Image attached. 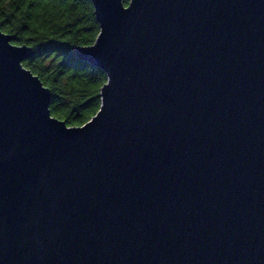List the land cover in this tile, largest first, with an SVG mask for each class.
<instances>
[{
  "label": "water",
  "instance_id": "95a60500",
  "mask_svg": "<svg viewBox=\"0 0 264 264\" xmlns=\"http://www.w3.org/2000/svg\"><path fill=\"white\" fill-rule=\"evenodd\" d=\"M92 2L80 126L0 28V264H264V0Z\"/></svg>",
  "mask_w": 264,
  "mask_h": 264
},
{
  "label": "trees",
  "instance_id": "16d2710c",
  "mask_svg": "<svg viewBox=\"0 0 264 264\" xmlns=\"http://www.w3.org/2000/svg\"><path fill=\"white\" fill-rule=\"evenodd\" d=\"M0 28L35 50L23 64L50 89L53 116L80 126L99 111L106 72L75 53L100 33L92 0H0Z\"/></svg>",
  "mask_w": 264,
  "mask_h": 264
}]
</instances>
